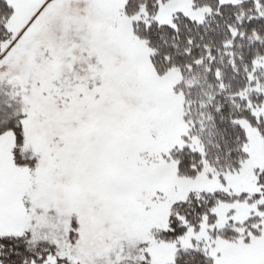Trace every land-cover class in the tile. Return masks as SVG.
I'll return each mask as SVG.
<instances>
[{
  "label": "snow or ice",
  "instance_id": "snow-or-ice-1",
  "mask_svg": "<svg viewBox=\"0 0 264 264\" xmlns=\"http://www.w3.org/2000/svg\"><path fill=\"white\" fill-rule=\"evenodd\" d=\"M0 264H264V0H0Z\"/></svg>",
  "mask_w": 264,
  "mask_h": 264
}]
</instances>
